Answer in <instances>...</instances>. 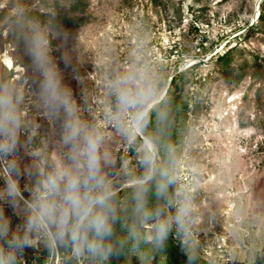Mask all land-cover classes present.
Listing matches in <instances>:
<instances>
[{"label":"rangeland","instance_id":"obj_1","mask_svg":"<svg viewBox=\"0 0 264 264\" xmlns=\"http://www.w3.org/2000/svg\"><path fill=\"white\" fill-rule=\"evenodd\" d=\"M40 37L49 42L47 67L90 127L115 110L111 81L134 70L155 86V103L166 91L160 84L165 75L199 63L200 80L190 91H201V107L190 116L185 144L175 149L176 191L183 190L192 210L183 227L173 220L165 241L169 254L152 238L154 223L148 225L145 258L150 264H169L173 257L171 264H264V0H0V88L18 101L22 190L32 189L41 170L68 152L67 113L51 109L34 55ZM233 45V60L217 62ZM6 58L21 68H9ZM91 106L105 117L92 122ZM104 130L114 160L105 171L118 188L137 171L117 166L123 157L117 148L132 145L112 126ZM125 154L128 163L137 161L136 150ZM177 199L165 216H175ZM26 217L23 200L13 208L0 199V218L13 225L0 249L14 255L15 264H30L36 253L57 264L55 245L43 233H30L33 242L22 253L10 247L13 235L24 234Z\"/></svg>","mask_w":264,"mask_h":264},{"label":"clouds","instance_id":"obj_2","mask_svg":"<svg viewBox=\"0 0 264 264\" xmlns=\"http://www.w3.org/2000/svg\"><path fill=\"white\" fill-rule=\"evenodd\" d=\"M48 44L47 39L38 38L34 55L44 71V90L51 109L63 108L67 113L63 142L68 152L65 158H57L50 170H41L32 189L22 190L21 169L16 158L21 127L18 101L14 100L11 90L0 88V178L5 181L0 199H5L13 208L23 200L27 212L24 234L13 235L8 241L10 247L22 253L33 242L29 234L37 232L43 233L50 244L70 246L77 257L107 259L114 254L110 240L119 214L118 192L105 171L114 164L112 155L104 147L107 136L104 129L109 125L129 145H138V161L144 171L127 181V186L133 189V211L141 223L155 220L152 238L163 245L173 220L183 227L192 205L180 189L175 193L178 199L174 217L165 216L159 207L148 206L147 194L153 186L157 198L169 200V189L177 181L173 170L161 161L155 138L146 131L158 95L155 86L134 70L111 81L109 89L116 98L115 110L107 112L102 125L90 127L78 118L76 105L69 92L61 88L57 73L47 67ZM158 116L163 118L162 114ZM123 168L128 169L127 161ZM25 190L30 192L31 199L24 197ZM12 227L0 218V238L7 237ZM130 235L138 238L136 227ZM0 264H15V256H5L0 249Z\"/></svg>","mask_w":264,"mask_h":264},{"label":"trees","instance_id":"obj_3","mask_svg":"<svg viewBox=\"0 0 264 264\" xmlns=\"http://www.w3.org/2000/svg\"><path fill=\"white\" fill-rule=\"evenodd\" d=\"M236 48L237 45H233L222 50L217 55V62L229 64L234 58ZM198 64L194 63L181 71L177 69L170 76L165 75L160 80V84L165 86L166 91L154 103L155 107L151 113V121L146 129L159 145L161 161L168 165L174 174L175 149L185 144L189 132L190 116L201 107V102L197 100V95L201 96V91H190V86L200 80L195 73V68ZM158 114H162L163 118H159ZM137 146L133 145L131 152H134ZM128 157L126 154L121 157L117 166L122 165ZM128 166L133 169V172H137L126 175L127 178L131 179L134 176L140 175L141 171L139 169L141 165L138 161L133 159L129 161ZM118 188L116 203L119 221L114 226V235L110 240L114 254L110 255L107 259L91 256L77 257L73 254L70 246L55 244L58 253L57 264H150L149 260L145 258L149 242L148 225L154 223L155 220L152 219L143 223L139 222L133 211V189L128 187L127 184L119 186ZM176 188V184H174L169 189V200H162L154 195L155 189L153 186L147 194L148 206L152 209L161 208L165 215L168 208L174 203ZM24 194L25 196H29L27 192H24ZM133 227L137 228L139 233L138 238H133L130 235ZM165 241L163 243L164 250L169 254V247L165 245ZM51 248L52 245L46 248L47 253L50 252ZM177 253L174 251V254ZM181 255L179 253V256ZM48 259L49 255H37V253L28 257L30 264H47ZM173 259L174 261L177 260L175 257ZM170 261L174 263V261ZM170 261L169 264H171ZM151 264L155 263L152 262Z\"/></svg>","mask_w":264,"mask_h":264},{"label":"built area","instance_id":"obj_4","mask_svg":"<svg viewBox=\"0 0 264 264\" xmlns=\"http://www.w3.org/2000/svg\"><path fill=\"white\" fill-rule=\"evenodd\" d=\"M92 108V110L89 112V118H91V121L93 122V121H99L100 119H101V117H105V114H104V110L103 109H101V108H95V107H93V106H91L90 107V109ZM132 147H133V145H132ZM117 151L118 152H121V154L124 156L125 155V152L128 154V153H130L131 152V150H125L124 148H121V147H119V148H117ZM32 153H37V150L36 149H33L32 151H31V154ZM119 154V153H118ZM136 159H137V161H138V157H136ZM44 162V161H43ZM45 163V162H44ZM51 169V168H50ZM44 171V170H43ZM126 185V184H125ZM26 189H30L29 187H26ZM119 188H117V190H118ZM27 190H25V192H26ZM27 192H29V191H27ZM30 193V192H29ZM24 197L26 198V199H31V196H25V194H24Z\"/></svg>","mask_w":264,"mask_h":264},{"label":"bare ground","instance_id":"obj_5","mask_svg":"<svg viewBox=\"0 0 264 264\" xmlns=\"http://www.w3.org/2000/svg\"><path fill=\"white\" fill-rule=\"evenodd\" d=\"M5 63L9 68L16 67L17 69H20L21 66H15L13 63V60L11 58H6Z\"/></svg>","mask_w":264,"mask_h":264},{"label":"water","instance_id":"obj_6","mask_svg":"<svg viewBox=\"0 0 264 264\" xmlns=\"http://www.w3.org/2000/svg\"><path fill=\"white\" fill-rule=\"evenodd\" d=\"M168 86V85H167Z\"/></svg>","mask_w":264,"mask_h":264}]
</instances>
